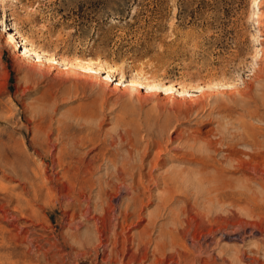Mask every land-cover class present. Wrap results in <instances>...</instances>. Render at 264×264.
I'll return each instance as SVG.
<instances>
[{"label":"rangeland","instance_id":"rangeland-1","mask_svg":"<svg viewBox=\"0 0 264 264\" xmlns=\"http://www.w3.org/2000/svg\"><path fill=\"white\" fill-rule=\"evenodd\" d=\"M263 13L264 0H0V264H118L109 262L108 249L116 233H122L121 227L115 226V217L127 205L130 207L125 224L133 225L123 234L129 236L130 247L131 236H137L150 218L154 226L150 234L155 238L160 226L172 227L168 220L170 208L175 212L186 208L190 217L197 211L201 214L192 222L197 236L208 228L216 232L213 239H217L218 246L212 240L200 241L206 251L222 252L233 264H251L247 257L233 259L234 250L249 254L258 246L264 248V172L257 178L261 174L257 170L264 169V106H258L257 118H249L242 115L239 105L217 112L212 99L207 105L205 100L189 101L201 95L196 87L201 82L208 85L204 88L206 92L210 89L208 94L218 90V98L225 97L223 92L248 85L264 87V81L253 76L256 65L252 57L256 51L258 57L263 54L264 23L261 27L254 24L258 19L264 22ZM40 51L62 61L90 57L100 66L112 68L108 70L110 78L105 73L91 74L53 64ZM98 74L101 89L91 91L88 86L87 95L98 94L85 97L84 81L94 80L92 76ZM130 79L186 81L191 87L188 92L174 93L181 103L175 112L169 100L171 93L157 90V95L149 96L150 90L129 84ZM212 81L232 84L231 90L215 86ZM66 88L74 92L62 94ZM161 103L171 114L166 132L156 130L165 116ZM219 119L229 123L223 133L217 131ZM143 120L150 122L151 128L156 127L154 132L163 133L160 141L167 148H158V152L155 146L150 151L146 149L155 135L145 132ZM239 121L246 122L245 132L252 137V146L238 144L236 136L231 137L243 131L236 125ZM81 135L91 137L93 142L74 145L78 158L87 161L100 151L101 157L93 164L97 168L94 178L112 171L107 163L109 155L114 156L117 165L144 174L141 187L135 185L123 194L129 197L125 201L108 196L107 202L115 209L108 212L105 233L99 237L91 211L99 202L94 197L96 189L93 196L88 192L79 194L80 185L73 188L62 176L59 150L69 152ZM175 135L178 139L169 144L168 137ZM219 137L223 138L221 144ZM232 141L234 145L229 144ZM204 142L210 143L207 150L202 148ZM202 150L211 158L205 170L194 158ZM250 158L260 165L255 171L248 164ZM208 174L212 176L211 185L214 183L211 202L205 200V185L195 181ZM126 175L123 180L129 185L130 177ZM161 176L173 177L172 181L177 182L172 195L164 191L161 183L153 185ZM162 196H166L165 200L168 197L166 208H157ZM87 204L92 205L90 218L81 219L78 208ZM73 212L78 215L72 217ZM136 213H140V220ZM211 215L212 226L196 225ZM179 236L191 249L192 234ZM84 242L82 252H86L77 253ZM197 248L184 256L205 260V254ZM255 256L259 262L255 264H264V254ZM151 261L149 256L145 264Z\"/></svg>","mask_w":264,"mask_h":264},{"label":"bare ground","instance_id":"bare-ground-1","mask_svg":"<svg viewBox=\"0 0 264 264\" xmlns=\"http://www.w3.org/2000/svg\"><path fill=\"white\" fill-rule=\"evenodd\" d=\"M258 18V17H257ZM260 18V17H259ZM262 18H264V13L262 14ZM261 19H258L257 22H255L254 24L257 25L258 27H261V25L264 23V22H261L260 21ZM22 40V39H21ZM20 40V41H21ZM21 43L24 45V42L21 41ZM26 43V42H25ZM25 50V49H24ZM29 52L31 50H28ZM26 51V52H28ZM32 51L34 53H36L35 49H32ZM41 52V51H40ZM257 52V51H256ZM254 53L253 54V59H254V64L256 65L255 67V71H254V78L257 80V81H264V76H263V73H264V50H263V54L261 55V57H258L257 56V53ZM42 53V52H41ZM38 54V52H37ZM41 55V54H40ZM42 55L45 57V59L47 60H51L53 64H59V65H67V66H71L73 67L74 69H78V70H84L86 72H90L91 74L92 73H98L100 72L101 73H105L106 75V78H110V74L111 72L109 73L108 70L112 69L108 66H100L98 63H95V61L93 59H91L90 57L88 58H75L73 59L72 61H62V59H56L55 57L51 56V55H48L46 52L45 53H42ZM244 61L241 62V64L245 65V63H243ZM259 63H263V65H259ZM240 64V65H241ZM108 65V64H107ZM117 67V66H116ZM242 67V66H241ZM110 68V69H109ZM75 70V71H76ZM72 71V70H71ZM78 72V71H76ZM138 72V71H137ZM76 74V73H75ZM100 74L98 75H94L92 76L93 79H91L90 81L88 80H85L84 81V84L82 85V89H83V93L85 94V97L87 95L86 91H85V88H87L88 86L91 87V91H94L96 90L97 91V87L100 86V83H99V80H98V76L100 77ZM140 74V73H138ZM138 74H136L135 76H139ZM77 75V74H76ZM216 75V74H215ZM213 75L211 78L212 80L216 78V76ZM134 76V77H135ZM152 76V75H150ZM193 76V75H192ZM122 77V76H121ZM147 77V76H146ZM251 77V76H250ZM101 78V77H100ZM112 78V77H111ZM123 78V77H122ZM144 79H147V78H144ZM143 79V81H144ZM151 79V78H149ZM135 80V79H134ZM132 79L128 80V83L129 84H138L140 85V87H144L146 88L147 90H150L149 92V96H153V95H157V90L160 92V91H165V92H169L171 94H169V100L172 101V109L177 110L180 106L179 105V101L180 100H177L176 97H174V93L177 92L179 94L181 93H185V92H188V89H190L191 87V84L187 83L186 81L184 82H180V81H167V82H162V83H159V82H154V80H146L145 82H139V81H134ZM142 80V79H141ZM119 81V80H118ZM117 81V83H118ZM210 82V81H209ZM216 84L215 86H218V87H221V88H224V89H230L232 84L230 85L229 83L227 84L226 83H221L217 81H212V84L214 83ZM253 82V81H251ZM83 83V82H82ZM81 83V84H82ZM196 83H198L196 81ZM203 84V82H201ZM78 84V83H77ZM75 83V85H77ZM80 84V85H81ZM195 84L197 89H200V92H201V95L198 96L197 99L195 100H191L189 101L190 103L192 102H201L202 100H205L206 101V104L204 105H207L209 104V101H211V99L213 100L212 103H215V109L217 110V112H222V111H225V109H228L230 108L233 104V106L235 105H239L241 107V110H242V115H244L245 117H249V118H254L257 116V110L260 109V107H258L259 105H262L264 106V87H260L259 89L255 88V87H250V85H248L247 87L243 88V89H237V90H231V91H227V92H223L224 94V98H218V94H216L218 92H213L212 95L211 94H208L209 90L206 92V89L205 86L207 87L208 85L204 84ZM142 85V86H141ZM252 85V84H251ZM74 87V86H73ZM100 90L101 88L98 87ZM104 88V87H102ZM193 88V87H192ZM208 88V87H207ZM217 88V87H216ZM214 88V89H216ZM234 88V87H233ZM117 89V88H116ZM119 89V88H118ZM196 88L193 89V90H197ZM105 89H103L104 91ZM134 90V89H133ZM202 90V91H201ZM213 90V89H211ZM257 90L258 92L260 91V93H257ZM56 91V90H55ZM71 91V88H66L62 91V94H71L70 93ZM73 91V90H72ZM71 91V92H72ZM103 91H102V94H103ZM224 91V90H223ZM74 92V91H73ZM101 93V92H100ZM105 93V92H104ZM211 93V91H210ZM57 94V93H56ZM96 93L93 95V92H91V94L87 95L88 97H90V95H93L94 97H96ZM208 94V95H207ZM221 94V93H220ZM219 94V95H220ZM222 94V95H223ZM58 95V94H57ZM146 95V94H145ZM220 95V96H222ZM99 96V95H98ZM148 96V97H149ZM197 97V96H196ZM195 97V98H196ZM98 98V97H97ZM183 99V98H182ZM106 100V99H105ZM223 100H226V101H223ZM185 101V100H184ZM88 102V101H87ZM89 103H92V102H89ZM202 103V102H201ZM231 103V104H229ZM94 104V103H93ZM178 104V105H177ZM181 104V103H180ZM186 104V103H185ZM217 104V105H216ZM100 105V104H99ZM203 105V106H204ZM214 105V104H212ZM160 106H162V108L164 109V111L162 112V114H164L165 116L163 117V121L162 123L158 124L157 127L158 129L156 130H160L162 132V130L166 129V127L171 123L169 121V116L171 115L169 110H167L168 108L166 107V104L164 103H161ZM210 106V105H209ZM170 107V106H169ZM91 108V107H90ZM161 108V107H160ZM159 108V109H160ZM181 108V107H180ZM170 109V108H169ZM213 109V108H212ZM230 110V109H229ZM178 111V110H177ZM232 111V110H231ZM157 112V116L159 117L160 114L158 111ZM154 112V114L156 113ZM172 112V111H171ZM176 112V111H175ZM38 113V112H37ZM89 113V112H88ZM92 113V112H91ZM264 113V112H263ZM179 114V113H178ZM222 114V113H221ZM230 114V112H229ZM260 114V113H259ZM174 115V114H173ZM177 115V114H176ZM39 116V115H38ZM181 116V115H180ZM223 116V115H222ZM259 116V115H258ZM171 117V116H170ZM225 117V115H224ZM78 118V117H77ZM76 118V119H77ZM124 118V117H123ZM146 118V116H145ZM178 118V117H177ZM242 118V117H241ZM257 118V117H256ZM259 118V117H258ZM157 119V118H155ZM222 119V118H220ZM219 119V121L217 120V131L221 133L222 130L224 129H228L229 127V123L225 121H221ZM147 120V119H146ZM144 122V120H143ZM145 123V122H144ZM244 123H246L244 121ZM243 123V121H239V123H237V127L242 129L243 131L240 133V132H237V133H233L231 134V137L233 136H236V139L235 141H238L237 143L238 144H251L252 146V137L250 138L248 135H247V132L246 131V128L247 126ZM150 122H146L144 127H145V132L147 134H153L155 135V140L154 141H150L149 144L147 145L148 147H146V149L149 150V148L155 146L157 151L158 152V148H161V149H165L167 148V146L163 147L162 145V141H160V139L162 138V135L163 133H161L162 135H160V133H156L154 132V128L156 127H152L151 128V125H149ZM231 126V125H230ZM251 128V126H249ZM232 128V127H230ZM234 130V128H233ZM165 131V130H164ZM167 131V130H166ZM165 131V132H166ZM60 133V131H58ZM181 132V131H180ZM220 133V136H222V134ZM226 133V132H224ZM229 134V133H228ZM261 134V133H260ZM59 135V134H58ZM165 135V134H164ZM250 135V134H249ZM82 136V137H81ZM78 140L75 141V143H73V149L71 148V150H69V152L67 153H63V150L65 149H61L59 150V152L61 153V157L63 158V165L64 168V173H63V178H65V180H67L66 182H69L71 184V186L73 188H75L76 186H79V194H83V195H86V192H88L90 195L92 193V191H94L96 189V193H95V196L96 199L99 200V202L97 203H94L93 206L91 204H87L86 206H83L81 209L78 208V212H79V217L81 219H87L88 214L90 213V205L93 207V209L91 211H93V216L94 217V230L97 231L99 233L98 237L101 235V234H104L105 233V222L108 218H106L108 216V212H110V210H114L115 209V205H111L107 202V198L108 196L111 197L112 195V198L113 200L119 198L121 199L120 201L123 202L125 201L126 197H123V194L129 192L130 188H132L133 186H137V187H141V179L142 177L144 176V174L139 170L138 173L134 172L133 171V168H131L130 170H127L129 167H125L124 165H117V162L115 161L114 159V156L113 155H109L107 157V163L109 164L108 166L109 167H112V171H110L109 173L105 174L104 176L102 177H97V178H94L93 176L95 175L96 173V166H94V162L97 158L101 157L100 156V151L99 152H96L94 155L90 156L89 159L87 161H84L82 160L81 158H78V155L75 153V150H74V145L77 144V143H80L81 145H85V144H89V143H92L93 142V139L91 137H88V136H83L81 135ZM176 136V135H175ZM257 136V135H256ZM63 137V136H62ZM61 137V138H62ZM254 137V136H253ZM176 138L178 139V135L174 138H170L168 137L167 139V142L170 144V142L176 140ZM256 138V137H255ZM192 139V138H191ZM222 137H219L218 139V142L221 144L222 142ZM258 139V138H257ZM56 140H60V139H56ZM193 140V139H192ZM256 140V139H255ZM49 141V140H48ZM199 141V140H198ZM197 141V142H198ZM204 141V140H202ZM258 141V140H257ZM194 142V141H193ZM201 142V140H200ZM206 142V141H205ZM204 142V143H205ZM196 143V142H195ZM199 143V142H198ZM208 144H210L209 142H207ZM207 143H205V145L202 146V148H205V150H207V148H209V146L207 145ZM223 143V142H222ZM235 143V142H234ZM233 141L232 143L229 142V144H233ZM212 144V143H211ZM226 144V142H225ZM254 144V143H253ZM71 145V146H72ZM236 145V144H235ZM70 146V147H71ZM227 146V145H226ZM230 147V146H228ZM232 147V145H231ZM100 148V147H99ZM98 148V149H99ZM102 148H100L99 150H101ZM197 149V148H196ZM200 149V148H199ZM216 149V148H215ZM230 149V148H229ZM232 149H235V147ZM204 150V149H203ZM201 151L203 153H199L198 152V155L199 156H195L194 157L196 159V163L200 164L201 165V168L200 169H203L205 170L204 168H207L208 166H210V163H211V158L209 156V154H206L204 151ZM102 151V150H101ZM150 151V150H149ZM229 151V150H228ZM233 151V150H232ZM36 152V151H35ZM162 152V151H161ZM227 152V151H226ZM231 152V150H230ZM235 152V151H234ZM241 152V150H240ZM105 153V152H104ZM205 153V154H204ZM233 153V152H232ZM159 153H157L158 155ZM230 154V153H229ZM247 154V153H246ZM250 153H248L247 155H249ZM102 155V153H101ZM104 155V154H103ZM208 155V156H207ZM226 155V154H225ZM106 156V155H105ZM194 156V155H193ZM192 157V156H191ZM250 157V155H249ZM156 158V159H155ZM60 159V158H59ZM157 157H154V160L157 161ZM193 159V157H192ZM104 160V158L102 159ZM241 160V159H240ZM238 161V160H237ZM248 161V164L250 166V168L255 171L256 169L259 168V164L257 162V160H253V158H250ZM242 162V161H240ZM246 162V161H245ZM60 162H58V165H59ZM143 165V164H142ZM220 165V164H219ZM262 165V164H261ZM154 166H155V163H154ZM207 166V167H205ZM213 167V166H212ZM244 167V166H243ZM264 167V166H263ZM62 168V167H61ZM99 168V167H98ZM217 168V167H215ZM218 170V169H217ZM201 171V170H200ZM259 171L260 173L261 172H264V169H261L259 168ZM108 172V171H107ZM124 174H127L129 177H130V183L129 185H126L125 184V179H124ZM138 174V178L137 180L135 179V175ZM199 174H201V172H199ZM197 173V175H199ZM264 174V173H263ZM126 175V176H127ZM262 173L260 175H257V178H259V176H261ZM149 176H151V174H149ZM212 176H210V174L208 175H202L200 176L196 181L197 184H201L202 186H204L203 190H204V193L207 194V197H205V200H207V202H211V186L214 185H211V178ZM45 178V177H44ZM263 178V177H262ZM124 179V180H123ZM214 179V178H213ZM217 179V178H216ZM158 180V181H157ZM173 180V177H168V176H161L159 177L158 179L156 178V181L155 183L153 184L154 186H156V184L158 183H161L162 186H163V189L164 191L167 192V194H170L172 195L170 192L172 191H175V189L177 188H174V184L176 185L175 182L172 181ZM117 181V183H116ZM152 181V180H151ZM194 181V182H195ZM136 182V183H135ZM157 182V183H156ZM173 182V183H172ZM179 182V181H178ZM222 182V181H221ZM122 183V184H120ZM138 183V184H137ZM220 183V182H218ZM192 184V183H191ZM221 184V183H220ZM179 185V184H178ZM97 186V187H95ZM195 186V185H193ZM199 186V185H198ZM217 186V185H216ZM227 186V185H226ZM215 187V186H214ZM222 187V186H221ZM144 188V186H143ZM196 188V186H195ZM191 189V188H190ZM202 189V187H201ZM214 189V188H213ZM73 190V189H72ZM195 190V189H194ZM222 190V189H221ZM197 191V190H196ZM218 191V190H217ZM217 191H214L217 193ZM220 191V190H219ZM225 191L227 192V189H225ZM115 192V194H114ZM225 192V193H226ZM221 194L222 191L220 192ZM228 193V192H227ZM226 193V194H227ZM198 194V192H197ZM203 194V192H202ZM89 195V196H90ZM169 195V196H170ZM209 195V196H208ZM93 196V195H91ZM223 196V195H222ZM166 197V196H165ZM165 197H160V201L157 205V208H166L165 207V204L167 203V199L168 197L166 198V200L164 199ZM221 197V196H220ZM219 197V198H220ZM133 199H136V194L135 196L133 195L132 196ZM172 198V197H171ZM231 198V197H230ZM107 199V200H106ZM218 199V197H217ZM222 199V198H221ZM220 199V200H221ZM77 200V199H76ZM96 200V201H98ZM106 200V201H104ZM111 200V199H109ZM138 200V199H137ZM224 200V199H223ZM78 201V200H77ZM95 201V200H94ZM104 201V202H102ZM171 201V200H170ZM120 202V203H121ZM169 202V201H168ZM111 203V202H110ZM127 203V202H126ZM130 203V202H129ZM25 204V203H24ZM81 205V204H80ZM97 205H100V206H97ZM127 205V204H126ZM129 207L130 206H125V208L121 211V215H116V220H117V223L115 224V226H119L121 227V232L122 233H116V237L114 238V241L111 246L110 249H108V251H110L111 255L108 256L107 259H110L109 262H112L114 261L115 263L118 261V264H145V261L147 260V258L149 256H151L152 258V261L150 264H233L232 262L229 261L228 257L226 256V254H217V253H213V251H206L205 248L202 247V245L200 244V241L202 240H212L214 241L213 242V245H216L218 246L219 243L217 242V239H213V233H216V232H212V229L211 228H208L207 232L205 233H202L200 236H197L196 235V232H194V230L192 231V222H195L197 218H199L198 216H201L200 212L197 213L195 212L194 215L195 216H189L190 215V212L188 209L184 208L182 210H178L179 212H175L173 211L171 208L169 209V216H168V220L170 219V221L172 222V227L168 226V227H164V226H160L157 230H158V235L155 237V238H152L151 237V234L150 232H152L154 226H153V220L150 218V220H148L146 222L147 225L143 226L142 230L137 234V236H131V241H130V244H132L133 246H128L127 244V241H128V237L129 236H125L123 233L125 230H129V228L133 225V223H130L129 225L128 224H125L127 223V215L129 213ZM210 207V206H209ZM208 207V208H209ZM117 208V207H116ZM211 208V207H210ZM19 209V208H17ZM21 209V208H20ZM19 209V210H20ZM193 209V208H192ZM75 211V210H74ZM191 211V210H190ZM212 211V210H211ZM74 213V212H73ZM72 213V214H73ZM203 213V212H202ZM205 213V212H204ZM78 215L77 213H74L72 215V217L74 215ZM137 214V217L138 219L137 220H140V213H136ZM75 215V216H76ZM134 216V215H133ZM71 217V218H72ZM14 218V217H13ZM90 218V217H89ZM203 222H200V223H197L196 225L200 226L199 228H205V226H212V215L209 216V217H206V218H202ZM135 220V221H137ZM205 222V223H204ZM132 224V225H131ZM136 224V223H135ZM139 225V224H138ZM194 227V226H193ZM197 229V228H196ZM148 230H151V231H148ZM234 231V230H233ZM149 232V233H148ZM191 233L192 234V245H191V249L188 248L187 245H185V243L183 242L181 236H179V233ZM194 232V233H193ZM97 233V234H98ZM218 233V232H217ZM122 234V239H118L119 236ZM235 236V235H234ZM101 238V237H100ZM99 238V240L97 241L98 244L101 246L103 243L101 241V239ZM105 238V237H104ZM106 239V238H105ZM235 239V238H234ZM243 241H244V238H243ZM211 242V241H210ZM205 243V242H204ZM209 243V242H208ZM86 244V242H84L82 244V246H80L81 248L77 249V253H83V252H86V251H83V248H84V245ZM105 245V244H104ZM86 246V245H85ZM110 246V245H109ZM200 249H198V248ZM208 247V246H207ZM99 248V247H98ZM97 248V250H98ZM107 247H105L104 249L106 250ZM131 248H134L132 253L128 256H126V254L128 253V251L131 249ZM198 249L199 250V253L201 254H205V257L206 259L203 260V261H200L199 260V257H195L193 256L192 259L188 258L189 255L187 256H184L186 255L187 253H192L193 254V250L194 249ZM89 249V248H88ZM87 249V250H88ZM257 249V250H256ZM254 250V252L252 253H249V254H246V251L244 250H241V249H238V250H234V253H235V256H234V259L233 260H241V258L243 257H247L249 260H250V263L251 264H255L258 262V257L256 258V254H264V248H259V246ZM96 250V249H95ZM93 249V252L95 251ZM103 250V249H102ZM101 250V251H102ZM104 250V251H105ZM90 251V250H89ZM183 251V252H182ZM97 252V251H96ZM150 252V254H149ZM98 253V252H97ZM104 253V252H103ZM120 253V254H119ZM184 253V254H183ZM186 253V254H185ZM66 255L67 258H70V253L69 252H66L64 253ZM85 254V253H84ZM105 254V253H104ZM191 254V255H192ZM76 256V255H75ZM115 257V258H114ZM190 257V256H189ZM114 258V259H113ZM119 259V260H118ZM124 259H126V261H124ZM100 262V261H99ZM259 263V262H258ZM105 264V263H104ZM107 264V262H106ZM237 264V263H236Z\"/></svg>","mask_w":264,"mask_h":264}]
</instances>
